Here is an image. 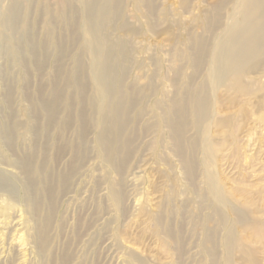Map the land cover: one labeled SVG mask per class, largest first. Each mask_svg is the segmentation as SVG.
Returning a JSON list of instances; mask_svg holds the SVG:
<instances>
[{
  "label": "rangeland",
  "instance_id": "1",
  "mask_svg": "<svg viewBox=\"0 0 264 264\" xmlns=\"http://www.w3.org/2000/svg\"><path fill=\"white\" fill-rule=\"evenodd\" d=\"M11 1L0 0V264H63L66 254L65 264H264L255 228L264 222V30L234 82L241 89L217 76L216 44L241 19L243 0H116L103 37L125 108L118 169L97 139L82 3L21 1L15 41L1 26ZM56 86L65 97L49 123L37 103ZM48 215L43 250L37 234Z\"/></svg>",
  "mask_w": 264,
  "mask_h": 264
},
{
  "label": "bare ground",
  "instance_id": "2",
  "mask_svg": "<svg viewBox=\"0 0 264 264\" xmlns=\"http://www.w3.org/2000/svg\"><path fill=\"white\" fill-rule=\"evenodd\" d=\"M21 1L23 2L27 0H12L10 2L8 9H6L5 14H3L4 18L2 19L3 22L1 24L2 29H5L11 32L12 40L14 39L15 41H16V35H17L16 24H17L18 15L20 14V13L18 14V9L20 8V7L18 8V6H21L19 5ZM224 1L225 0H221L220 4L223 3ZM80 2L82 3L81 5L85 12L83 30L85 34L88 35V39L86 41V47L93 55L92 63H91L92 64L91 65V75L93 76V79L95 81L94 84H96V88H97V92H96L97 98L94 102V106L96 109H99L98 113L100 114V121H99L100 130H99L97 139H98L100 148L102 149L104 153V160L113 168L118 169L119 165L122 164V160L119 159V154H121L120 151L122 150V147H123V143L121 139V132L123 129H125L124 128L125 126L124 109L125 108H124V102L122 101V97L120 96V94H118L119 89L117 88L116 78L113 74L112 66L110 64V60L114 53V48H107L106 40H104V37H103L104 21L111 18V16L115 13L116 0H80ZM62 5L64 6L63 0H62ZM219 7L220 6H218V8ZM241 11H242L240 13L241 19L239 18L240 20L234 24L231 30L229 29L230 30L229 33L225 35V37L221 40L219 44H216L217 45L216 47L217 57L216 58H217V66H218L217 76H218V79L222 83H225L228 85L230 84L234 85V82L239 80V79L238 80L236 79L241 74L244 73L243 70H244V67L247 66V64L245 66V63L247 62V60L249 61V59L255 58L257 53H259V51L261 50L260 44H262L261 39H263V38H260V36L263 37L262 36L263 34L261 35V33L264 30V0H243L242 5H241ZM213 24L215 25L214 20L210 19L209 27L211 28ZM204 43L205 42L201 43L199 52L194 57V64L196 67L200 65L203 59V55L206 54L204 53L205 51ZM13 44L14 43H12V45ZM123 52H125L124 54V57H125L127 55L126 50L123 49ZM17 54H15L16 58H18ZM32 55L34 56L36 60L37 67L40 68V65H41L40 64V54L36 52L35 50H33ZM81 65L82 64L78 62L77 70L81 71L83 69ZM77 78L78 76H76V80L78 81ZM240 81L241 80H239V82ZM76 86H77L76 87L77 92L81 95V93L84 90L83 83L77 82ZM234 86H231V87H234ZM237 86H239L240 88V85H238V83H237ZM64 95H65V92L60 90L59 86H56L54 88V95L51 99L50 98L49 99L40 98L41 100L37 103V105H39V107L43 109V112L46 115V120L49 123H53V122L56 123L57 114H58V106L60 102L64 99L65 97ZM11 97H10V90L8 89L6 99L10 100ZM193 107H194L193 112L195 116L198 117L203 112L204 104L203 102L197 101ZM178 117L180 120L183 117L181 110L178 112ZM183 131H184L183 125L181 122H178L177 124L173 126V133L177 139L175 146L177 147L180 153L184 154L183 144L181 142ZM9 142H11L10 137H9ZM21 165L23 168L22 171L25 174L26 184L28 188H30L33 185L32 183H34L33 182L34 180H32L31 175H30V171L32 167L31 156L25 157L21 161ZM112 197L114 199L115 204L119 206L121 203V195H120L119 188L117 186L112 187ZM30 199L32 200L31 201L32 205L34 207H38L40 202L32 198ZM240 210H243V209H240ZM242 215L243 214H241V216L239 215L237 216L242 218ZM50 219L51 218L48 215L44 223L38 229L37 239L41 246V249L43 250L48 240L46 229L49 226ZM255 228L259 232L260 235L261 234L264 235V222L263 224L261 223L260 225L255 226ZM252 231L254 230L252 229ZM250 253L253 254L252 251ZM67 260H68V254H66L64 258L62 259V263L65 264ZM139 264H146V263L143 261H139ZM254 264H257V263L254 262Z\"/></svg>",
  "mask_w": 264,
  "mask_h": 264
}]
</instances>
